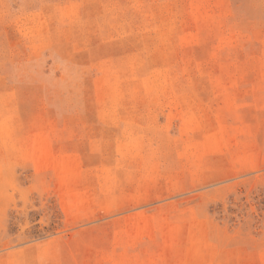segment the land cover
<instances>
[{
    "label": "rangeland",
    "instance_id": "obj_1",
    "mask_svg": "<svg viewBox=\"0 0 264 264\" xmlns=\"http://www.w3.org/2000/svg\"><path fill=\"white\" fill-rule=\"evenodd\" d=\"M0 264H264V0H0Z\"/></svg>",
    "mask_w": 264,
    "mask_h": 264
}]
</instances>
